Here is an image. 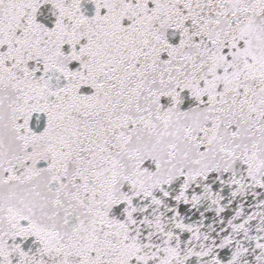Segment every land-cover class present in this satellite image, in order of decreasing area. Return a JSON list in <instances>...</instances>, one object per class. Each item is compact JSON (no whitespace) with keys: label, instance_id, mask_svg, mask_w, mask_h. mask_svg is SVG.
Wrapping results in <instances>:
<instances>
[{"label":"snow or ice","instance_id":"snow-or-ice-1","mask_svg":"<svg viewBox=\"0 0 264 264\" xmlns=\"http://www.w3.org/2000/svg\"><path fill=\"white\" fill-rule=\"evenodd\" d=\"M0 264H264V0H0Z\"/></svg>","mask_w":264,"mask_h":264}]
</instances>
